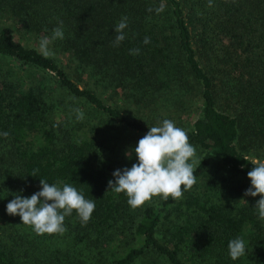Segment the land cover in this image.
Segmentation results:
<instances>
[{
	"label": "trees",
	"instance_id": "obj_1",
	"mask_svg": "<svg viewBox=\"0 0 264 264\" xmlns=\"http://www.w3.org/2000/svg\"><path fill=\"white\" fill-rule=\"evenodd\" d=\"M59 21L64 39L46 58L40 40ZM165 101L191 104L178 128L201 151L197 183L133 210L108 181L136 156L127 132L158 126ZM2 132L0 264H264L260 196L244 195L251 161L264 162V0H0ZM214 162L225 175L210 172ZM41 178L94 200L89 222L73 210L63 234L43 235L16 223L7 204L40 191ZM237 237L246 255L233 260Z\"/></svg>",
	"mask_w": 264,
	"mask_h": 264
},
{
	"label": "clouds",
	"instance_id": "obj_2",
	"mask_svg": "<svg viewBox=\"0 0 264 264\" xmlns=\"http://www.w3.org/2000/svg\"><path fill=\"white\" fill-rule=\"evenodd\" d=\"M208 6H212V0H208ZM164 7L161 4L155 8V12H163ZM148 11H153V8L150 7ZM127 27L128 17L123 16L114 28L117 33L114 47L124 41V30ZM56 39H64L63 21H59L53 29L51 40L48 37L40 40L39 51L46 58L52 55L49 44ZM143 43H150V38L145 37ZM130 53L138 55L140 49H132ZM74 111L76 120L82 121L84 112L78 108ZM0 136L7 138L9 133L2 132ZM134 151L138 163H133L131 168L116 169L112 174L115 179L108 181L109 188L127 196V202L133 210L141 208L154 196L164 200L169 197L179 200L185 191H190L197 183L194 175L196 161L192 159L196 155L195 148L189 143L186 131L176 127L173 121L165 119L161 125L150 127L147 134L139 139ZM126 155L130 158L131 152ZM251 163L254 167L247 173L251 187L244 195L260 196L254 206L259 219L264 221V162L252 160ZM31 175L36 176L35 171ZM40 185L41 190L30 197L15 195L6 206L7 214L19 215L22 223L32 226L38 235L63 234L67 230L64 226L65 218L72 215L73 210L79 216L82 226L89 222L95 209L94 200H86L81 192L67 183L61 188L41 178ZM228 249L233 260L246 255L245 243L239 237L229 241Z\"/></svg>",
	"mask_w": 264,
	"mask_h": 264
},
{
	"label": "rangeland",
	"instance_id": "obj_3",
	"mask_svg": "<svg viewBox=\"0 0 264 264\" xmlns=\"http://www.w3.org/2000/svg\"><path fill=\"white\" fill-rule=\"evenodd\" d=\"M186 98L188 99V94L186 95ZM166 103L167 102L165 101L163 107H161V109L158 111L159 116L157 115L158 119L156 120V123L158 126L161 125L163 120H165V119L173 121L175 126H177V127L185 126L184 124H181L180 121H184V123L186 125H188L190 123V116H189V110H188L189 106L191 104H199L198 101L196 102V100L193 101L191 104H189L190 102L186 103V102L181 101L179 104H174V105H171L168 107V106H165ZM187 104H189V105L187 106ZM127 133L128 134L130 133L136 139H141L143 136H145V134H143V133H134V132H130V131ZM194 148L196 151V155L192 159L197 161V159L200 157L201 151L197 147H194ZM128 152H130V150H128L126 153H128ZM133 163H138L137 156L133 157L129 161L130 167L132 166ZM226 169H227V167L220 164V162H214L213 165L211 166L210 172H212V173L214 172V174L216 176H220L223 174L225 175ZM156 198H160V197L156 196ZM16 223L21 224L22 222L16 221ZM23 225H25V224H23Z\"/></svg>",
	"mask_w": 264,
	"mask_h": 264
}]
</instances>
